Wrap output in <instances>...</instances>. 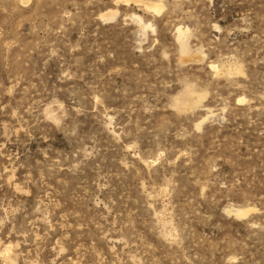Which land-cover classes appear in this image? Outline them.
I'll return each instance as SVG.
<instances>
[{"label":"rangeland","instance_id":"rangeland-1","mask_svg":"<svg viewBox=\"0 0 264 264\" xmlns=\"http://www.w3.org/2000/svg\"><path fill=\"white\" fill-rule=\"evenodd\" d=\"M124 1L0 0V264H264V0Z\"/></svg>","mask_w":264,"mask_h":264},{"label":"bare ground","instance_id":"bare-ground-1","mask_svg":"<svg viewBox=\"0 0 264 264\" xmlns=\"http://www.w3.org/2000/svg\"><path fill=\"white\" fill-rule=\"evenodd\" d=\"M124 2H128V0H125ZM146 6L150 9H153L154 11L157 10L155 7L148 6V5H146ZM144 27H146V25H144ZM250 211H251V209H236L233 211V215L236 217H239V218H244L249 214Z\"/></svg>","mask_w":264,"mask_h":264}]
</instances>
